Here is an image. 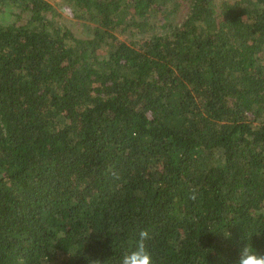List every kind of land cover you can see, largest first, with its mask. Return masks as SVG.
<instances>
[{"label": "trees", "instance_id": "trees-1", "mask_svg": "<svg viewBox=\"0 0 264 264\" xmlns=\"http://www.w3.org/2000/svg\"><path fill=\"white\" fill-rule=\"evenodd\" d=\"M63 1L0 0V264L264 254V0Z\"/></svg>", "mask_w": 264, "mask_h": 264}, {"label": "clouds", "instance_id": "clouds-1", "mask_svg": "<svg viewBox=\"0 0 264 264\" xmlns=\"http://www.w3.org/2000/svg\"><path fill=\"white\" fill-rule=\"evenodd\" d=\"M229 233L226 235L228 236ZM150 234L147 230H140L134 240L122 247L119 255H113L104 264H153V257L147 241ZM93 261L91 264H97ZM234 264H264V254L258 252L247 242L239 246Z\"/></svg>", "mask_w": 264, "mask_h": 264}, {"label": "rangeland", "instance_id": "rangeland-1", "mask_svg": "<svg viewBox=\"0 0 264 264\" xmlns=\"http://www.w3.org/2000/svg\"><path fill=\"white\" fill-rule=\"evenodd\" d=\"M55 11V19L60 26L69 27L77 36H84L87 31V23L77 21L73 15L71 9L64 3L63 0H47ZM19 15V17H17ZM26 13H19L15 8H5L2 14H0L1 23H15L17 25L23 24L27 19Z\"/></svg>", "mask_w": 264, "mask_h": 264}]
</instances>
